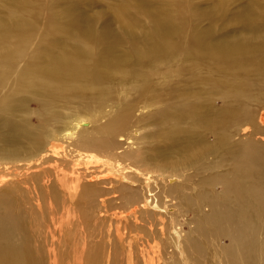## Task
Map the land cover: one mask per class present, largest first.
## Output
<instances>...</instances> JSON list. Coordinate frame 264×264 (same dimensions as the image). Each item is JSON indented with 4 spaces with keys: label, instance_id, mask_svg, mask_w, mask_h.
<instances>
[{
    "label": "bare ground",
    "instance_id": "1",
    "mask_svg": "<svg viewBox=\"0 0 264 264\" xmlns=\"http://www.w3.org/2000/svg\"><path fill=\"white\" fill-rule=\"evenodd\" d=\"M48 4L17 0L7 22L0 20V95L9 81L14 88L10 104L0 110V141H9L7 156H25L29 174L69 167L58 174L68 206L53 225L67 231L79 222V211L102 212L120 222L116 231L124 236L136 215L170 208L156 191L163 178L146 173L144 166L200 171L209 158L214 168H223L230 153L239 174L230 172L228 185L217 187L215 195L226 191L225 210L233 212L215 223V236L231 235L233 245L222 249L229 264H264V249L255 248L249 226L254 214L264 225V131L258 130L264 129V110L255 123L250 107L261 102L256 93L264 89V2L248 0L225 20V0L205 10L193 0H124L113 9V20L99 22V29L95 16L66 21ZM152 109L153 116L147 114ZM241 123L242 138L231 147L229 138L237 134L232 127ZM149 124L154 128L143 150L136 149L138 132L124 139L126 132ZM61 143L69 145L75 159L82 151H95L104 160L82 167L63 153ZM123 144L125 150L116 155ZM0 157L5 155L0 152ZM132 158L135 165L125 162ZM10 182L0 181V264H31L27 220L6 193L14 191L6 186ZM234 187L244 189L236 190L232 200ZM196 194L210 200L206 193ZM248 196L255 198L248 202ZM234 207L241 211L238 219ZM35 234L46 249L44 229ZM189 243L186 249L196 240ZM74 256L75 264H83L81 253ZM156 259L150 255L149 264Z\"/></svg>",
    "mask_w": 264,
    "mask_h": 264
},
{
    "label": "rangeland",
    "instance_id": "2",
    "mask_svg": "<svg viewBox=\"0 0 264 264\" xmlns=\"http://www.w3.org/2000/svg\"><path fill=\"white\" fill-rule=\"evenodd\" d=\"M47 1L49 3L48 7L55 8L59 13H62L60 16L66 21L78 16L87 20H93L96 17L98 19L99 29L102 25L99 22L113 20L115 17L113 15V9L124 0H82L87 3L83 7L79 5L81 0ZM193 1L196 7L202 10L212 7L216 2V0ZM262 1L264 2V0ZM16 2L17 0H0V20L4 24L8 19L7 11L14 8ZM225 2L228 12H226L225 20H228L237 10L247 5L248 0H225ZM68 5H71L70 8ZM88 6L90 7L88 8ZM102 16H104V20H102ZM138 17L140 23L142 22L141 24L146 26L147 23L144 17L141 15H138ZM40 24L43 26V28L39 26L40 33H42L45 31V22ZM114 28L117 30L118 25L115 24ZM196 28L201 30L199 27ZM40 33L38 35H41ZM11 87L12 81H9L8 86L3 89L0 95V110L7 107L13 98L14 88ZM260 91L256 93V96H258L261 102H250V107L256 113L255 123L257 122V115L264 110V89ZM16 102L20 105L18 100ZM36 108L33 107L32 110ZM241 108L243 109L244 107L241 106ZM154 112L155 109L148 110L147 114L151 113L153 116ZM25 113L19 112L18 116H23ZM137 114L141 115L140 112ZM30 118L34 124L38 123L36 117L31 116ZM243 125L241 123L240 125L232 127V131L234 133L237 132V134L235 137L229 138L228 142L231 147L235 146L232 142H236L242 138L241 130L243 129ZM90 127L92 129L91 124ZM251 127L253 128V126ZM153 128L154 125L151 124L140 126L126 132L124 139L134 137L133 131L138 132L137 136H140V138L137 139L138 144L136 149L143 150L144 147L141 146L145 140H148L146 137ZM258 130L264 131L262 128ZM253 137L255 138V136ZM8 143L9 141H0V152L2 156L5 155V157H0V181L6 179L11 180L6 186H11L14 191L7 188L10 191H6V193H10L9 196L15 198L16 210L26 217L28 224L27 231L33 248L30 251L31 253H29L31 256V264H75L74 261L77 259H75L74 254L76 252L81 253L82 257H84V260H82L83 264H87V262L88 264H149L150 255L157 257L156 264H229L224 258L222 249H229L234 241L230 234H226L221 239H217L215 236L217 232L215 223L221 221L226 215L229 216L233 211L227 212L225 210V202L227 200L226 191L218 196L215 193L217 194V187L220 191L223 188L222 184L228 185L227 180L231 178L229 176L230 172L232 177L239 174L237 168L234 166L235 156L233 154H225L224 160L226 163L223 168H214L212 159L209 158L202 161V170L200 171L196 169L183 172L181 170L175 171L174 168L168 167L149 165L152 167L148 168L144 166L143 170L146 173L153 174L151 172L153 171L154 174L160 175L163 178L162 182H157L156 191L161 199L168 201L170 208L165 211H150L147 214L136 215V218L129 221L128 225H125L126 227L128 226L127 233L124 232L125 235L122 236L116 231V228L120 226V222L116 221L113 217L106 216L102 212L79 211V222L75 223L76 225L67 231H62L59 225L54 226L55 217H58L63 212V209L68 206V199L59 185L58 174L61 170H68L69 167L64 165L58 169L46 168L33 175L32 173L29 174L30 172H27L25 166L28 162L25 161L24 155H6V148L9 147H7ZM63 144L61 143V145ZM65 144L63 145V149L69 148V150L67 149L66 151L64 149L63 153L69 157H72V155L73 157L77 156L76 154H72L69 145L67 144V147ZM20 146L25 145L21 144ZM125 146V144L120 146L115 154L119 155L120 152L125 150ZM26 151L25 148L22 149V152ZM82 152L78 158L81 160L87 159V161L85 160L83 162L80 159L79 161L77 157L76 159L74 157L76 164L80 163L82 167H90L93 165V162L99 161L100 158L104 160L101 152L93 151L96 154L90 153L89 151H85L83 154ZM89 153L92 155L90 156ZM239 155L237 154L236 158ZM136 158H139V153L136 154ZM134 161L132 158L131 161L125 162L135 165L136 163ZM26 174H29V176ZM219 176H221L220 180L217 179ZM169 178H175L176 181L169 183ZM237 183L245 182L239 179ZM233 186H230V188ZM234 189L232 200L234 199L236 190H243L244 188L234 187ZM201 192L208 194L210 200L200 199V197L198 199L196 193ZM209 194L213 197L211 198ZM184 198H188V200ZM253 198L255 197L248 196L246 201H253ZM57 209L58 211H56ZM233 209V214L238 219L241 211L236 207ZM249 217V222L253 223V226H249L252 228L256 238V244L258 243L255 248L257 250L261 247L264 249V225L260 223L256 214L250 215ZM148 227L154 228V232H150ZM42 229H44L42 236L45 238L47 245V248L43 250H41L40 244L36 243L35 234ZM243 230L244 232L247 231L246 229ZM193 239L196 240V244H192V246L186 249L191 244L189 242ZM41 244L44 245V242L42 241ZM33 245L36 246V249ZM37 249H39L38 252H36Z\"/></svg>",
    "mask_w": 264,
    "mask_h": 264
}]
</instances>
